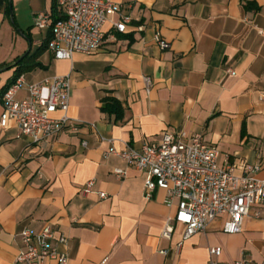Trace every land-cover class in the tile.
Returning a JSON list of instances; mask_svg holds the SVG:
<instances>
[{
  "label": "crops",
  "instance_id": "obj_1",
  "mask_svg": "<svg viewBox=\"0 0 264 264\" xmlns=\"http://www.w3.org/2000/svg\"><path fill=\"white\" fill-rule=\"evenodd\" d=\"M112 1L131 18L126 33L113 28L117 14L105 24L97 52L58 60L47 49L36 59L40 66L24 73L28 85L69 76V116L80 125L39 144L19 137L13 121L0 127V264L15 263L24 230L46 225L67 238L60 245L67 264H209L216 246L222 262L246 256L264 264V205L253 207L240 233L223 232L224 216L185 241L184 226L175 223L172 238L164 239L177 201L168 207L161 189L147 198L146 175L110 153L182 131L201 134L219 151V165H231L236 176L264 165V0ZM54 6L55 0H0V91L18 59L35 54L51 35L36 27L35 16L53 15ZM28 96L24 86L16 98ZM108 96L121 102L122 120L101 110ZM3 111L2 100L0 118ZM119 168L125 177L115 174ZM256 177L264 179V166ZM91 181L93 192L82 193Z\"/></svg>",
  "mask_w": 264,
  "mask_h": 264
},
{
  "label": "built area",
  "instance_id": "obj_2",
  "mask_svg": "<svg viewBox=\"0 0 264 264\" xmlns=\"http://www.w3.org/2000/svg\"><path fill=\"white\" fill-rule=\"evenodd\" d=\"M60 17L54 21L47 12L35 16V25L49 29L51 38L48 50L55 59L70 60L75 53L93 54L103 45L104 26L115 15L120 19L113 23L118 33H126L131 18L122 14L121 6L112 0H55ZM155 41L166 49L168 44L156 34ZM228 73L234 75L232 69ZM146 91L150 92L152 81L145 77ZM27 86L29 96L17 99L18 92ZM72 96L69 76H55L40 83L28 85L22 74L3 96L4 111L0 127L5 128L13 121L18 126L19 137H28L32 143L60 134L68 126L78 127L80 123L69 116ZM60 112V116L55 114ZM124 159L128 165L146 175L145 196L151 198L158 190L166 192L165 204L168 207L177 201V213L168 217L161 237L170 240L175 223L184 226L182 241L198 232H206L210 224L219 217L226 216L223 232L240 233L244 219L251 214L253 207L264 205V179L256 177L264 165L248 166L241 176H236L231 165H219V151L208 145L201 134L187 137L185 132L165 131L158 139H150L141 149L129 147L124 152L111 150ZM109 153L106 154V156ZM115 174L123 178L124 169H116ZM94 182H89L82 193L93 192ZM101 198L107 194L99 193ZM261 218V212H255ZM23 249L14 264H44L52 259L57 264H67L68 255L60 250L67 246L63 234L56 235L51 225L41 231L29 229L21 233ZM182 241L176 245L180 251ZM223 249L219 246L209 249V264H254L244 256L233 262H222ZM166 255L167 251H161Z\"/></svg>",
  "mask_w": 264,
  "mask_h": 264
},
{
  "label": "trees",
  "instance_id": "obj_3",
  "mask_svg": "<svg viewBox=\"0 0 264 264\" xmlns=\"http://www.w3.org/2000/svg\"><path fill=\"white\" fill-rule=\"evenodd\" d=\"M59 13V9L57 7V5L55 4L54 6V11H53V15H51L52 18H54L53 20L56 21L58 19V16H56ZM51 38V35L45 40V42L42 44V46L38 49V51L33 54L30 55V53H27L23 60L15 63L14 67L16 68L15 70V74L13 76V78L10 80V82L0 91V101L3 100V96L6 92V90L25 72H27L30 69L36 68L38 66H40V63H38L36 61L37 57L45 50L48 49V42ZM101 110L103 112H108L111 115L115 114L116 115V122L119 120H122V104L121 102L111 96L105 97L102 99V107Z\"/></svg>",
  "mask_w": 264,
  "mask_h": 264
},
{
  "label": "water",
  "instance_id": "obj_4",
  "mask_svg": "<svg viewBox=\"0 0 264 264\" xmlns=\"http://www.w3.org/2000/svg\"><path fill=\"white\" fill-rule=\"evenodd\" d=\"M10 9H11V12H12V7H11ZM24 56H25V55H24ZM24 56L20 57V58L18 59V61H17V62H20V61H22V60H23V58H24Z\"/></svg>",
  "mask_w": 264,
  "mask_h": 264
},
{
  "label": "rangeland",
  "instance_id": "obj_5",
  "mask_svg": "<svg viewBox=\"0 0 264 264\" xmlns=\"http://www.w3.org/2000/svg\"><path fill=\"white\" fill-rule=\"evenodd\" d=\"M37 27V26H36ZM38 28V27H37Z\"/></svg>",
  "mask_w": 264,
  "mask_h": 264
}]
</instances>
